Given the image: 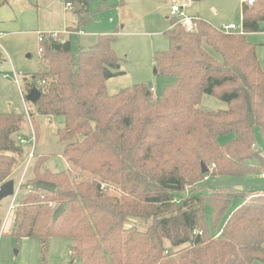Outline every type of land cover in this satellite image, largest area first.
Here are the masks:
<instances>
[{
    "label": "trees",
    "instance_id": "obj_1",
    "mask_svg": "<svg viewBox=\"0 0 264 264\" xmlns=\"http://www.w3.org/2000/svg\"><path fill=\"white\" fill-rule=\"evenodd\" d=\"M65 2L79 8L73 31L93 20L88 0ZM240 15L231 32L200 17L187 32L171 18L168 48L153 61L174 81L159 94L146 83L108 92L106 81L125 73L112 35L72 54L69 38L43 33L26 94L36 87V113L62 118L57 137L67 168L51 171L43 168L47 156L36 158L33 179L20 184L11 234L37 238L43 256L51 238H69L80 264L264 263V193L204 180L264 171L255 136L258 129L264 141V70L246 39L264 32V0H242ZM204 94L226 107H200ZM23 121L0 112V184L25 154L14 138ZM229 133L231 140L217 142ZM37 180L54 183V191L35 187ZM234 198L241 202L229 211ZM59 205L64 211L52 221Z\"/></svg>",
    "mask_w": 264,
    "mask_h": 264
},
{
    "label": "rangeland",
    "instance_id": "obj_2",
    "mask_svg": "<svg viewBox=\"0 0 264 264\" xmlns=\"http://www.w3.org/2000/svg\"><path fill=\"white\" fill-rule=\"evenodd\" d=\"M120 1L88 0L87 9L93 13V20L81 27L85 34H73L69 37L71 52L75 54L79 46L94 44L99 35H112V48L120 58L121 70L125 73L106 81L108 92L115 93L124 87L146 83L155 88L154 94H159L164 86L174 81L155 73L153 61L155 52L168 48L164 31L169 28L170 21L166 16L171 0H123V4L119 5ZM241 3L242 0H198L192 1L188 10L190 14L199 15L218 28L230 23L239 27ZM58 8L63 12L61 17L56 14ZM77 18L74 6L66 7L65 0H0V112L14 111L24 116L21 129L14 134V138L18 143L20 138L25 139L24 143H20L25 154L11 173L14 194L0 200V264H80L69 253V238H51L43 256L37 238H17L11 234L14 209L23 192L20 184L33 179V163L36 158L40 155L47 156L43 168L51 171L67 168V162L62 156L65 144L57 137V129L63 124L62 118L37 114L33 102L27 98L25 84L37 71L40 61L37 33L62 30L67 26L70 27L66 30L73 31L72 22L76 26ZM55 35L67 38L65 33ZM246 39L256 44L257 59L264 70V32L248 33ZM204 48L217 57L205 44ZM37 82L38 80L35 81ZM199 106L217 110L225 108L226 104L215 96L204 94ZM32 132L35 142L32 140ZM255 136L256 145L264 155V141L258 129ZM233 137V133L225 134L219 136L217 142L223 144ZM31 151L33 157L30 158L28 154ZM260 174L261 171L240 178L211 177L206 182L210 187H216L211 182L231 178L234 179L229 180L232 183L224 182L226 186L223 187L235 186L249 190L259 186L257 180L264 183ZM103 187L108 188L106 185ZM108 193L114 195L117 191L109 187ZM240 202L239 198H234L229 211L235 209ZM129 222L138 223L134 219Z\"/></svg>",
    "mask_w": 264,
    "mask_h": 264
},
{
    "label": "built area",
    "instance_id": "obj_3",
    "mask_svg": "<svg viewBox=\"0 0 264 264\" xmlns=\"http://www.w3.org/2000/svg\"><path fill=\"white\" fill-rule=\"evenodd\" d=\"M192 2V0H171L170 5H169V16L171 18H175V23L181 25V27L187 31V32H192L195 29V25H196V20L199 19V17L197 16H191L188 15L186 13V9L189 7L190 3ZM245 2L247 4H252L253 0H245ZM66 5L68 7H73V4L71 3H66ZM221 30H223L224 32H231V31H238V27L233 24H227V25H223L220 27ZM53 35L55 36V33H53ZM42 40V35L38 36V41ZM38 84H44V80H40V82H38ZM151 91H154V88L151 87ZM32 140L35 142V136L32 132ZM20 143H24L25 139L24 138H20L19 139ZM29 157H33V151L29 152ZM261 177L264 178V171L261 173ZM207 176H204V180H207Z\"/></svg>",
    "mask_w": 264,
    "mask_h": 264
},
{
    "label": "water",
    "instance_id": "obj_4",
    "mask_svg": "<svg viewBox=\"0 0 264 264\" xmlns=\"http://www.w3.org/2000/svg\"><path fill=\"white\" fill-rule=\"evenodd\" d=\"M74 11L75 12L79 11L77 3L74 4ZM154 72L157 73L156 68H154ZM39 96H40V92L36 87L31 88L30 91L27 93V98L33 103L39 98ZM201 165H202L201 173L204 174L208 171V168L203 163ZM35 187L51 192L54 191L55 184L45 180H37L35 182ZM13 194H14V182L12 179H9L3 182L2 184H0V200L5 197L11 196ZM63 211H64V207L62 205L57 206L53 211L52 221H55Z\"/></svg>",
    "mask_w": 264,
    "mask_h": 264
},
{
    "label": "crops",
    "instance_id": "obj_5",
    "mask_svg": "<svg viewBox=\"0 0 264 264\" xmlns=\"http://www.w3.org/2000/svg\"><path fill=\"white\" fill-rule=\"evenodd\" d=\"M192 3V2H191ZM191 3H190V5H191ZM65 5H66V2H65ZM190 5H189V7H190ZM74 6V5H73ZM66 7H68L67 5H66ZM189 7L186 9V13L188 14V15H191V16H197V17H199V15H193V14H190L189 13ZM71 8V7H70ZM56 14L59 16V17H61L62 16V14H63V12L61 11V9L60 8H58L57 10H56ZM57 17V16H56ZM201 18V17H200ZM166 19L167 20H171V17L169 16V12H168V14H167V16H166ZM76 21V20H75ZM74 21L72 22V27H74ZM233 24H235V23H233ZM225 25H227V24H225ZM236 25V24H235ZM221 26H223V25H221ZM237 26V25H236ZM68 27H70V26H67L66 28H64V29H62V30H57V31H47V32H38L37 33V38H38V36L40 35V34H42V33H65V34H67V38H69L71 35H73V34H77V35H83V33H84V31L83 30H78V31H68V30H66ZM169 27H170V23H169ZM216 27V26H215ZM85 34V33H84ZM151 87H153V86H151ZM154 88V87H153ZM154 90H155V88H154ZM260 177H261V174H260ZM240 178V177H239ZM262 178V180H264V178L263 177H261ZM10 179H12L11 178V176H10ZM229 180H234V179H231V178H221V179H216V180H214L213 182H211L212 183V185H214V186H216V187H223V186H226V184H223L224 182H228V183H232V181H229ZM207 182L209 181V179H207L206 180ZM14 182V181H13ZM206 182V183H207ZM262 183L263 182H261V180H257V185L259 184V186L258 187H252V188H250L249 190H243V189H239V188H236L235 186L233 187L234 189H237V190H243V191H264V187H262ZM208 185V184H207ZM263 186H264V183H263ZM231 187V188H232ZM12 220H13V218H12ZM69 246L71 245V241H69ZM68 250H69V248H68Z\"/></svg>",
    "mask_w": 264,
    "mask_h": 264
}]
</instances>
